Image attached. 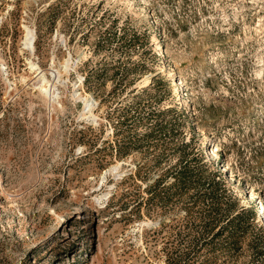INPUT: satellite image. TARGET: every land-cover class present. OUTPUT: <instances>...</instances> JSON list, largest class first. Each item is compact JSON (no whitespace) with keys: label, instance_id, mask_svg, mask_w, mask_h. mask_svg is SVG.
Segmentation results:
<instances>
[{"label":"rangeland","instance_id":"obj_1","mask_svg":"<svg viewBox=\"0 0 264 264\" xmlns=\"http://www.w3.org/2000/svg\"><path fill=\"white\" fill-rule=\"evenodd\" d=\"M260 205L264 0H0V264H264Z\"/></svg>","mask_w":264,"mask_h":264},{"label":"bare ground","instance_id":"obj_2","mask_svg":"<svg viewBox=\"0 0 264 264\" xmlns=\"http://www.w3.org/2000/svg\"><path fill=\"white\" fill-rule=\"evenodd\" d=\"M25 34H24V39H23V44L30 50L33 49V44H34V31L29 28L28 26H25ZM68 60V59H67ZM33 66V63L31 62L30 63V67ZM41 78V77H40ZM41 81H43V83H45V79L44 78H41ZM39 87H40V90L43 94L47 95L49 98L52 97V94H53V90H51V86L50 84L48 86L44 85V84H39ZM76 96L78 98H80V92H77ZM83 101H84V108H85V111L88 113L87 116H93V112L91 111V109L93 108V105H94V101L92 99H88L86 97H83ZM210 153L214 155V147H211L209 149ZM116 167V166H115ZM223 170L226 169V166L223 165L221 167ZM259 202V201H258ZM260 203L262 204V202L260 201ZM260 207H262L259 211H257V216L262 218V220L264 221V206L260 205ZM262 216V217H261Z\"/></svg>","mask_w":264,"mask_h":264},{"label":"trees","instance_id":"obj_3","mask_svg":"<svg viewBox=\"0 0 264 264\" xmlns=\"http://www.w3.org/2000/svg\"><path fill=\"white\" fill-rule=\"evenodd\" d=\"M254 215H255V213H254Z\"/></svg>","mask_w":264,"mask_h":264}]
</instances>
